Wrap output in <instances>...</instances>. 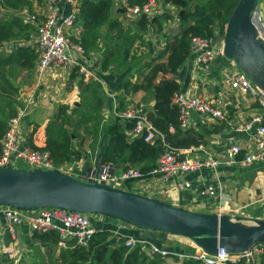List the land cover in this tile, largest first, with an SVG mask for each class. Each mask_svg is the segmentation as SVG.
Returning a JSON list of instances; mask_svg holds the SVG:
<instances>
[{"label":"trees","instance_id":"obj_1","mask_svg":"<svg viewBox=\"0 0 264 264\" xmlns=\"http://www.w3.org/2000/svg\"><path fill=\"white\" fill-rule=\"evenodd\" d=\"M33 1L39 2L0 0V11H3L0 15V43L19 41V44H13V50L0 52V77L2 70L10 65L29 74L33 73L36 50L29 35L33 34L34 25L17 15H10V12L23 9L31 13ZM145 1L125 0L128 5H140ZM162 1L176 8V11H181L180 15L175 17L179 27L175 33L168 34L170 37L161 42V49L156 50L155 55L144 62H140L141 59L135 54L137 48L134 43H147L141 36L147 31L158 43V35L163 31L164 21L171 19L167 11L149 18L141 14L131 24H123L116 18L109 17L113 0H80L75 20L81 22V31L77 39L72 40L80 46L84 55L102 47L97 61L99 70H107L113 65L114 72L118 75L111 88L113 92L120 93L115 99L116 111L125 107V96L139 90L144 92L147 101H153L145 117L156 131L155 135L148 141H144L142 136L129 139L118 118L109 117L104 121L100 114L104 105L101 83L96 79H85L84 75L77 73L74 66L67 82H71L74 75L78 76L75 82L78 87V104H57L44 124V143L36 146L32 142V128L24 138L25 144L36 150L47 151L57 167L75 163L81 160L83 155L87 158L89 153L94 156L98 152V139L103 135L101 162H110L120 169L132 167L141 173H147L155 166L157 157L165 147L185 149L206 143L203 134L178 127L179 110L172 102V96L179 91V86L173 75L189 53L190 37L207 39L221 35L226 19L237 0ZM102 26L105 29L103 33L100 32ZM133 74L137 75L135 79H132ZM9 102L7 97L0 95V138L6 128V118L14 114V108ZM251 106L259 108L264 123V108H260L256 103ZM214 130L223 131L224 128L214 126L212 131ZM84 136L90 137L87 148L82 147ZM237 157H241V152ZM106 217L114 220L112 217ZM133 233L136 236L138 234L137 230H133ZM32 238L45 243V250L55 246L59 239L54 231L32 233ZM124 239L120 237L113 240L110 230L104 227L94 231L85 245H75L71 249L58 248L55 262L47 260V264H165L163 258L157 259L158 256L147 255L138 245L130 247L124 244ZM150 240L159 244L164 239ZM184 249L192 251L189 247ZM2 258L4 259L3 253L0 256L1 264ZM173 258L177 260V257ZM180 264L197 262L191 257H186ZM225 264H241V261ZM259 264H264V258L260 259Z\"/></svg>","mask_w":264,"mask_h":264},{"label":"built area","instance_id":"obj_2","mask_svg":"<svg viewBox=\"0 0 264 264\" xmlns=\"http://www.w3.org/2000/svg\"><path fill=\"white\" fill-rule=\"evenodd\" d=\"M80 0H39V14L26 13L23 19L34 25L33 40L36 50V60L33 66V79L37 84L48 73H63L69 75L71 68H77V73H81L86 78H93L91 72L76 59L78 54H83L80 46L69 37L70 28L75 21V12ZM162 0H146L140 5H130L124 7V11L129 18L140 14L151 17L156 13L157 5ZM62 4L68 6L67 12L62 11ZM155 11V12H154ZM0 11V15L3 14ZM250 20L254 26L257 38L264 43V33L258 19V13L254 7L250 12ZM13 42L0 43V52H9L14 49ZM189 53L193 54L195 68L201 73L206 71L209 63L215 57H223L221 45L216 43L215 38H202L192 36L189 40ZM230 67L222 70V78L225 85L219 91L221 94L206 93L188 95L184 92H175L172 102L179 110L178 127L187 129L190 126L189 116L193 113L206 121L221 122L225 120L229 106L237 107L240 102H248L251 105L257 104L264 108V93L253 84L248 77L230 60ZM252 112L248 119L235 124V129L245 130L249 133V139L242 147L234 142L226 143L221 154H209L204 152L203 156H190L188 150L172 149L165 147L163 152L157 157L155 166L147 173H141L136 168L120 169L110 162H100L98 171L86 178L87 182L101 183L103 185L137 193L143 177L160 176L164 179L180 177L185 173L194 172L200 168H211L214 170L219 164L236 165L241 167L249 166L254 162L264 161V123L258 107L252 106ZM25 115L24 106L15 108L14 114L6 119V128L0 138V167L15 166V161L19 160L28 165L26 170H53L69 174L77 179L78 175L69 172L63 167L54 166L49 154L45 150H36L24 143L22 137V124ZM112 116L122 121H132L130 130L125 132L129 139L134 136H142L144 141H148L155 135L150 121L145 117V111L140 105L128 104L122 110L112 111ZM171 129V128H170ZM153 130L155 133L152 134ZM241 152V157H237ZM128 183V186H126ZM180 188H189L190 183L186 180L176 182ZM215 186L207 184L199 194H214ZM34 213L35 215H30ZM92 215V214H91ZM99 216H102L98 214ZM0 216L4 221L3 232L7 234L9 241L16 242L19 227L25 224L29 233H43L54 231L58 235L56 244L64 246L65 241H70L72 246L85 245L91 235L96 231V220L94 224L88 220L89 214L78 211H70L57 207H40L33 210H22L15 207L0 205ZM94 218V216H92ZM105 218V217H104ZM109 219V218H107ZM107 221V220H106ZM105 221V222H106ZM116 228H131L130 225L117 220ZM102 229V228H100ZM98 229V230H100ZM122 237L116 236V240ZM149 239L144 237L127 236L123 243L133 247L138 245L146 248L147 254L165 257L168 255L180 258V254L174 253L162 246L149 243L144 244ZM192 252H188L197 264H259L264 258V242L251 244L242 253L227 254L223 248L218 247L215 254L209 255L192 243ZM3 251L0 246V256ZM1 264V260H0Z\"/></svg>","mask_w":264,"mask_h":264},{"label":"crops","instance_id":"obj_3","mask_svg":"<svg viewBox=\"0 0 264 264\" xmlns=\"http://www.w3.org/2000/svg\"><path fill=\"white\" fill-rule=\"evenodd\" d=\"M120 6V0H113L109 11V17L116 18L123 24H131L135 19L129 18L127 14L122 11ZM164 7L168 10H162ZM255 9L258 13L259 23L264 33V0H257ZM67 10L68 6L62 4V11L67 12ZM156 10L155 15L167 11L171 19L164 21L163 31L158 35V43L156 38H154L149 31L141 34L142 38L144 41H147V43L143 45L134 43L137 48L135 54L141 59L140 62H144L150 57H153L156 50L161 49V42L165 38L170 37L168 35L169 33L165 31V27L178 24L173 17L176 8L174 9L171 6L160 4ZM170 10L172 11V15L170 14ZM30 11L31 13L39 14L38 3L33 1ZM26 13L27 11L23 9L18 12H10V15H17L21 19H24L27 15ZM80 31L81 22L75 20L69 31L70 39H77ZM102 31H105L103 26L100 28L101 33H103ZM31 36L33 38V34H31L30 37ZM150 36L153 38L150 39ZM14 43L19 44L18 41H14ZM101 50L102 47L87 55H84V53L81 55L78 54L76 61L79 64H83L88 71L91 72L93 77H90L91 79L99 80L101 83L104 105L100 114L103 115V113L108 114L114 110L116 106V96L120 93L111 90L114 81L118 79V75L114 72L113 65H110V67L104 71H100L97 66ZM226 62V58L217 56L209 63L206 71H201L200 73L198 69L195 68L193 54L188 53L182 65L173 75V78L177 81L180 92H184L188 95L198 93L204 96L207 95L206 93L211 92V94L218 95L221 94L219 89L225 85L221 72L223 69L227 68ZM133 75L132 79L137 77V75ZM67 78L68 75L65 76L64 72H54V74L48 73L36 84V89H34L35 82L32 73L29 74L23 69L11 65L2 70L0 77V95L7 97L10 100V105L13 106L14 109L18 106H24L25 115L22 124V137L25 138L28 132L33 128L32 142L36 146H41L44 143L43 127L48 116L53 113L57 104L65 103L72 105L74 102L78 101V87L75 84L78 76L74 75L71 82H67L69 80H67ZM144 97V92L141 90L130 93L125 96V106L128 104L140 105L146 113L152 105V101H147V97ZM252 109L251 104L248 102H240L237 107L229 106L226 118L221 122L206 121L192 113L189 116L190 126L187 129L203 134L206 143L196 147L185 148L184 150H188L187 155L203 156L204 152L209 154H221L225 144L229 142L237 143L242 147L248 142L249 133L245 130H237L234 126L248 119ZM120 122L124 128V132L130 130L132 121L120 120ZM214 126H223L224 130L212 131ZM93 159L94 156H92V158L87 157L86 165L82 162L83 167H93ZM182 180L188 181L190 187L180 188L175 185L176 182L178 183ZM142 183H146L149 186L148 188L151 189V192L145 195L146 197L155 198L169 205L177 206L188 211L224 213L230 218L240 216L264 220V161L254 162L246 167L219 164L214 170L204 167L194 172L185 173L178 178L172 177L164 179L160 176H144ZM207 184L215 186L214 194H199L198 192ZM105 221L106 220L98 221L97 223L109 230L116 228L115 225L118 224L117 221L114 220ZM247 221L248 220H244V222ZM3 227L4 221L0 216V246L3 251V264H22L31 262L28 260V258L32 259L30 257V252H32L37 245L41 251H43L42 248L45 250V246L40 245L41 242H37L32 238V233L28 232L25 224L19 227L16 242L9 241L7 234L2 230ZM120 231L121 235L124 237L136 236L133 230L128 227L120 228ZM168 239L169 241L167 240L166 244L171 246L161 245L168 250L181 251L184 248H188L187 243L189 239L185 237L175 235ZM18 254V262H15ZM172 258L171 255L164 257V263H170L173 261ZM33 261H35V259H32V262ZM175 261L180 264L181 259L178 258V260Z\"/></svg>","mask_w":264,"mask_h":264},{"label":"water","instance_id":"obj_4","mask_svg":"<svg viewBox=\"0 0 264 264\" xmlns=\"http://www.w3.org/2000/svg\"><path fill=\"white\" fill-rule=\"evenodd\" d=\"M256 1L237 0L226 19L222 36H217L215 41L221 45L224 58L232 60L264 93V43L257 38L250 20ZM180 13L178 11L177 15ZM178 27V24L165 27V31L173 34ZM102 141L103 135L93 159L95 173L101 162ZM82 160L85 165L86 156L83 155ZM0 205L22 210L57 207L78 211L89 214L92 225L91 214L109 216L135 227L138 235L150 239H162L166 234L185 237L209 255L215 254L218 247L223 248L224 253L239 254L253 243L264 242V220L192 212L138 193L83 181L56 169L0 167ZM142 250L146 252V248Z\"/></svg>","mask_w":264,"mask_h":264},{"label":"rangeland","instance_id":"obj_5","mask_svg":"<svg viewBox=\"0 0 264 264\" xmlns=\"http://www.w3.org/2000/svg\"><path fill=\"white\" fill-rule=\"evenodd\" d=\"M120 3H121V9H122V11H124V9H123V3L126 5V6H130V5H128L126 2H125V0H120ZM162 5H164V6H170L169 4H167V3H163V1H162ZM159 6L157 5V8H158ZM162 10H168L166 7H164V9H162ZM39 11H40V9H39ZM125 12V11H124ZM172 11L170 10V14L172 15V13H171ZM175 16H176V13H173V17L175 18ZM149 18V17H148ZM103 32V31H102ZM30 36V35H29ZM30 38V42L33 40V38H32V36L31 37H29ZM150 38H153V37H150ZM155 38V37H154ZM13 43H14V41H12ZM19 42V41H18ZM162 45H160V47H161ZM226 67L227 68H229L230 67V60H228V59H226ZM33 71V70H32ZM33 74V73H32ZM52 74H54V73H52ZM136 78V77H135ZM134 78V79H135ZM35 82V81H34ZM34 89H36V83H35V88ZM103 94V93H102ZM74 103H77L78 104V101L77 102H74ZM14 111H15V109H14ZM3 112H4V110H3ZM6 112V111H5ZM1 115V114H0ZM112 116V112L111 113H108V114H106V113H103V115H102V119L105 121L107 118H109V117H111ZM9 117V116H8ZM7 117V118H8ZM48 117H50V116H48ZM6 118V119H7ZM113 118V117H112ZM85 137V139H84V142L82 143V147H84V148H87V145H88V142H89V140H90V137L89 136H84ZM99 140V139H98ZM90 155L88 156V158H92V154L91 153H89ZM96 155V154H95ZM94 155V156H95ZM86 160H87V158H86ZM82 162H83V164H84V161L82 160V158H81V160H79V161H77V162H75V163H70V164H66V165H59V166H57V167H63V168H66V169H68L69 170V172H72V173H74V174H76V175H78L79 176V178H81L82 180H86V178L92 173V171H93V168L92 167H90V166H88V167H83V165H82ZM86 165V164H85ZM15 166L16 167H18V168H22V169H29V167H28V165L27 164H25V163H23V162H21V161H19V160H16L15 161ZM129 184H131V183H128L126 186H128ZM149 186L145 183H142L141 182V184H140V186H138L137 187V190H136V192L138 193V194H141V195H146V194H148V193H150L151 192V189L150 188H148ZM92 216H94V219L96 220L97 218H99V217H101V220L100 221H104V220H111V219H107V218H104V215H102V216H99L98 214H92ZM98 220H96V224H95V227H96V229L98 230L99 228H103V226H101V225H99L98 223ZM109 230V229H108ZM110 232H111V237L113 238V240H115L116 239V236L118 235V234H121V231H120V228H114V229H111L110 230ZM171 236H175V235H172V234H166V235H164V237L162 238V239H164L161 243H160V245H162V246H165V245H167L166 244V241L168 240L169 241V239L168 238H171ZM141 237V236H140ZM185 241H186V239H185ZM187 242V241H186ZM149 243H153V244H155V245H157V246H159V244H157L156 242H152L151 240H149V241H147L144 245L146 246V247H148V244ZM169 244V243H168ZM44 246H45V243H44ZM134 246H136V245H134ZM168 246H171V245H168ZM193 245H192V242L189 240L188 241V243H187V247H189L190 249H191V247H192ZM140 247V246H139ZM58 248H61V249H65V248H73V246H72V243H70V244H65L64 246H61V245H58V244H56L55 246H53V247H51L50 249H48V250H44L43 248H42V250L43 251H41L40 249H39V247H38V245L37 246H35V248L33 249V251L32 252H30V257L32 258V259H35V261H33L32 262V259H30V258H28V260H30L31 262H29V263H22V264H35L36 262H39V261H41L42 262V264H43V262L44 263H46L47 264V260H52V261H54V259L56 258V256H57V252H58ZM39 249V250H38ZM162 249H165V247H162ZM173 251V250H172ZM174 253H178V254H180V259L182 260L183 258H186V257H188V250H185V249H182L181 251H173ZM155 256H157V255H155ZM29 257V256H28ZM163 257V256H162ZM162 257H159L158 256V258L157 259H159V258H162ZM18 258H19V254H18V257L16 258V260H15V262H18ZM27 258V257H26ZM164 259V258H163ZM177 260H178V258H176ZM162 260V259H161ZM172 260L173 261H171L170 263H167L166 262V264H178V262L177 261H175L173 258H172ZM55 262V261H54ZM55 264H63V263H55Z\"/></svg>","mask_w":264,"mask_h":264},{"label":"clouds","instance_id":"obj_6","mask_svg":"<svg viewBox=\"0 0 264 264\" xmlns=\"http://www.w3.org/2000/svg\"><path fill=\"white\" fill-rule=\"evenodd\" d=\"M160 4H162V2H161ZM159 6H160V5H159ZM170 6H171V5H170ZM171 7H172V6H171ZM173 8H174V7H173ZM123 9H124V7H123ZM174 9H175V8H174ZM175 13L178 14L177 11H175ZM155 14H156V13H155ZM155 14H154V15H155ZM140 15H141V14H140ZM154 15H153V16H154ZM138 16H139V15H138ZM138 16L131 17V19H136ZM144 16H145V15H144ZM177 16H178V15H177ZM163 25H164V23H163ZM222 33H223V31H222ZM217 36L221 37L222 34H221V35H215V36H214L215 40H216V37H217ZM223 57H224V56H223ZM98 166H99V164H98ZM104 217L107 218L106 216H104ZM111 220H112V219H111ZM114 221H117V220L114 219ZM95 224H96V223H95ZM130 227H131V230H137L135 227H133V226H131V225H130ZM103 228H104V227H103ZM99 229H100V228H99ZM137 232H138V231H137ZM140 236H141V237H144V236H146V235H138V236H136V237H140ZM122 237H123V238H126V237H124V236H122ZM146 237H147V236H146ZM147 238H148V237H147ZM148 239L150 240V238H148ZM115 240H116V239H115ZM140 248H141V247H140ZM144 248H145V247H144ZM141 249H142V248H141ZM191 249H192V248H191ZM170 251H171V250H170ZM146 254H147V250H146ZM147 255H149V254H147ZM149 256H151V255H149ZM157 256H158V255H157ZM168 256H169V255H168ZM159 257H160V256H159ZM165 257H167V256H165ZM172 257H174V256H172ZM175 257H176V256H175ZM162 258H164V257H162Z\"/></svg>","mask_w":264,"mask_h":264}]
</instances>
